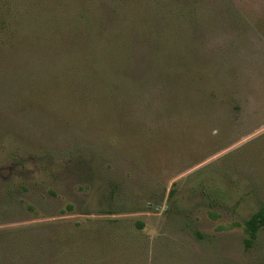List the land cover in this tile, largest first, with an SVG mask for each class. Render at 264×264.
Segmentation results:
<instances>
[{
  "label": "rangeland",
  "instance_id": "obj_1",
  "mask_svg": "<svg viewBox=\"0 0 264 264\" xmlns=\"http://www.w3.org/2000/svg\"><path fill=\"white\" fill-rule=\"evenodd\" d=\"M262 203L264 0H0V264H264Z\"/></svg>",
  "mask_w": 264,
  "mask_h": 264
},
{
  "label": "trees",
  "instance_id": "obj_2",
  "mask_svg": "<svg viewBox=\"0 0 264 264\" xmlns=\"http://www.w3.org/2000/svg\"><path fill=\"white\" fill-rule=\"evenodd\" d=\"M143 225V223H140ZM264 227V203L261 207L246 221L244 229L247 233L246 241L252 245L258 237L259 231Z\"/></svg>",
  "mask_w": 264,
  "mask_h": 264
}]
</instances>
